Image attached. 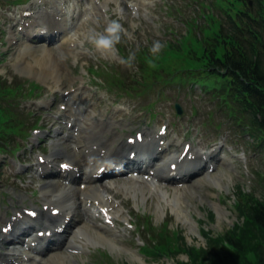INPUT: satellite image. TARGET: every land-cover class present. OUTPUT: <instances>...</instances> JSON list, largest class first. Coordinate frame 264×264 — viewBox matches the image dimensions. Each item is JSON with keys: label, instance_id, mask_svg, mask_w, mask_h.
<instances>
[{"label": "rangeland", "instance_id": "374dc122", "mask_svg": "<svg viewBox=\"0 0 264 264\" xmlns=\"http://www.w3.org/2000/svg\"><path fill=\"white\" fill-rule=\"evenodd\" d=\"M10 1L16 0H0V17L1 10H7V7L14 8ZM19 0L16 3H20ZM151 4L147 7L149 10L148 17H132L129 11L124 10L123 3L120 2L121 12L116 11V6L110 4L108 2V10L110 14L111 22H116L119 25V48L113 47V45L107 50H96L92 46V39L94 37L95 40H99L107 37L106 28L102 21V19L98 16H94L91 20L87 21L85 24L81 25L77 28V40L84 41V45L82 46V52L86 55L83 57V61H88L87 66H92L95 69L100 70V67L110 70L111 72L118 75V77L122 78L123 75L129 73H133L136 67L135 54L138 52V48L145 45L157 44L159 45L167 38H169L166 25L170 28L175 29L176 34L183 33L184 27L180 24L179 20H176L177 13H182V18L189 15L196 14L194 11V5L192 1H188L184 6L173 5L169 11L172 13V16H167V5H170L171 0H150ZM9 3V4H8ZM113 39V38H112ZM115 42V40H114ZM121 47V48H120ZM64 49L62 52L51 50L52 59H47L46 56L40 53L38 50H34L29 53H25L24 59L19 62L24 67L23 71H17L15 75L16 78L21 81L23 84L22 88L27 89L29 91V84L31 82L34 83H48V89H41L35 87L33 94L35 95H43L48 93L51 90V87L54 88V83L52 80L46 75H41V77H37L39 73H42L44 69H48L53 67V65H59L58 71L59 75V85L66 87V89L75 84V81H72L74 77L79 76L81 73L80 65H76L75 62L79 58V54L75 55V58H72L71 55L67 52V44L62 46ZM59 54V56H58ZM15 54L12 51H9L6 57V64H4L0 68V73H5L7 76H14V72L12 73V69L10 64L7 63L9 61L14 62L13 59H9ZM58 58L60 60L58 61ZM171 59V58H170ZM51 60V61H50ZM60 63V64H59ZM75 65V66H74ZM79 67V68H78ZM28 71H30L28 73ZM90 77V76H89ZM28 86V87H27ZM39 86V85H38ZM162 92L165 97V100L156 103V106L151 110H142L141 114H137V118L141 121L150 122L147 123L148 126L154 127L161 121H167L171 126V132H175L180 138H192L195 142L202 143L203 145H207L210 142L209 132L206 129L199 127V123L207 119V112L211 111L212 108L208 106V102L206 101V109L204 102L202 100L196 99L195 108L196 113L193 114V104L192 102L185 101L183 98L182 91L178 86H156L148 93L149 98H156L159 92ZM179 99L181 103V107L183 110L182 115L176 116L173 109H168L169 105L172 104L173 101ZM26 100V99H24ZM23 100V102H24ZM27 101H25L26 103ZM135 108L130 104L128 108H131L129 111V116L133 117L138 110L137 104H135ZM127 109V107H125ZM210 108V109H209ZM209 109V110H208ZM154 115V116H150ZM214 124L213 126H217L219 123L217 120V116L213 115ZM188 126L194 127L198 129L199 132L193 133L188 129ZM211 126H208L211 131ZM204 132V133H203ZM187 136H186V135ZM39 150H34L33 152H37ZM256 156V160H257ZM6 159L3 169V178L0 180V213L2 214L8 205V201L15 200L16 197L20 198L21 194L23 195L24 191L19 188H26L30 190H35L37 188V180L34 177H28L22 172H16L18 165L20 162L27 163V161H31L27 159L23 161L22 158L16 157L13 159ZM17 177V178H16ZM244 180H247L244 177ZM123 182H126L123 181ZM237 182V181H234ZM233 182V183H234ZM250 182V184H249ZM209 182L206 181V186H194L192 182L187 184V188L184 191L182 198L179 199L178 206H180L183 210L187 211L191 217L195 220L196 227H192V231L188 230L186 224H184L181 220H179L176 216V213L172 208L166 210L163 208V213H166L167 230H179V234L183 235L184 239L190 244L195 246L204 245L205 242L203 238L199 235V229L205 228L208 230H212L213 234L217 232L223 233L233 226L235 221L234 215H229L226 209H229V201L225 198L228 196L230 190H223L220 192V202L212 203L211 196L212 189L214 188L210 183V188H208ZM254 183L253 177L246 183L245 188H248ZM172 188V187H170ZM216 190V188H214ZM7 192V195H6ZM36 197H40L39 193H36ZM27 199H30V195L28 193ZM26 199V200H27ZM117 199L119 202H122V206L127 204V206H123L124 212L128 213L131 217L135 216L134 210L131 209L133 204L131 203L132 199L129 196H123V194L118 195ZM154 199H150L148 202H152ZM84 203L82 204V206ZM215 205H219L222 209L224 208V212L222 215L216 213ZM146 211V207L144 208ZM150 211H154L153 207L147 208ZM227 212V213H225ZM0 214V215H1ZM173 214V215H172ZM212 214V220H206L207 216ZM136 224L141 225V220L138 219ZM155 220L157 221L156 217ZM117 241H112L115 246L113 249L109 250L106 246H98L91 248L88 247L89 252L82 253V255H76L70 262L67 264H175L178 261L186 260L184 255H179L173 260L172 258H164L157 261H152L150 258H141L143 261L139 262L132 257L131 250H135L138 244V237L134 235L133 232L122 230L118 232V236H116Z\"/></svg>", "mask_w": 264, "mask_h": 264}, {"label": "trees", "instance_id": "16d2710c", "mask_svg": "<svg viewBox=\"0 0 264 264\" xmlns=\"http://www.w3.org/2000/svg\"><path fill=\"white\" fill-rule=\"evenodd\" d=\"M224 6L223 22L215 20L203 38L195 39L191 49L177 50L179 47L176 45L171 48L188 65V69L184 68L177 76L184 80L201 81L206 80L203 78L209 74L214 80L212 86L215 93L219 94L226 107L230 106L236 94L235 100L242 102L240 107L243 110L239 108L241 112H238V107L229 110L233 116L236 113L243 116L246 124L261 134L264 143V98L261 101V97H258L259 114L256 109L250 108L251 99L248 95L237 91L255 93L257 96L264 88V56L258 51L259 44L264 42V0H253L251 9L246 0H227ZM220 52L222 58H217ZM213 61L214 68L219 69L221 66L223 69L206 70ZM250 74L255 75L258 86L246 83ZM242 84L249 86L251 91L239 88ZM256 115H260V118L255 119ZM8 119L7 112L0 107V138L3 136L2 131L12 130ZM240 197L244 196L240 193ZM239 207L245 208V213L241 211L245 215L242 228L236 226L238 230L231 229L217 238L206 234L207 247L196 250L188 248V261L178 264H251L250 254H253L255 264H264V199L258 202L247 197L246 203Z\"/></svg>", "mask_w": 264, "mask_h": 264}, {"label": "bare ground", "instance_id": "6f19581e", "mask_svg": "<svg viewBox=\"0 0 264 264\" xmlns=\"http://www.w3.org/2000/svg\"><path fill=\"white\" fill-rule=\"evenodd\" d=\"M112 1L118 4V0H112ZM42 53L44 54V56H48L51 54V51L42 46ZM42 74L46 75L49 78L57 77V73L53 71L51 68L44 69L42 71ZM53 149L55 153L59 152L61 154L69 156V159L73 160L74 162H79L81 160L82 153L79 151V148H78V151H76L74 147L72 149H69V146L67 144H60V143L55 142L53 144ZM75 165H77V163H75ZM66 180L68 181V178H66ZM122 185L124 186L123 188H121L123 190V194H129L130 192L137 194L139 192V188L135 184H122ZM99 189H100L99 185H92V183L91 184L87 183V185L82 189L79 188L78 186H72L71 188L70 187L65 188V187L60 186L58 182L54 181V179H50L49 183L46 184V186H44L41 189L40 193H41L42 198H46L50 200L52 204H55L57 206L54 208H58L62 211H68L70 214L71 213L74 214V208L82 209L80 206L81 205L80 203H75L79 198L85 200L86 198L93 197L95 198V200L93 201H98V204H101L102 201L105 202L107 200L104 197V193H106V191L100 192ZM159 201L164 202L167 205L172 204L170 202V197H167V200H162V201L159 200ZM115 211L119 213L118 209H115ZM217 213L220 215L222 214L220 210H217ZM77 215L81 216V213H78ZM52 218L53 217H51L49 213L46 214L45 219L47 220L48 225L45 226V231L46 230L50 231L53 229L54 225L51 222ZM188 226H189L188 227L189 231H192V223L191 224L189 223ZM76 230H77L76 234L82 235V239L78 240L75 235L74 237L67 240L69 244L77 243L80 246L86 247L88 244H92V243L93 244L94 243H99V244L108 243L104 235H102L100 232L93 231L86 224H79L76 227ZM28 253H31V252L29 251ZM21 254L23 256L27 255V253L25 252H21ZM63 257H64L63 255L55 253V254H50L49 256H47L46 259L48 262L55 261L56 262L55 264H60L63 261L62 259ZM40 261L42 262L44 261L43 263L46 262L43 258L40 259Z\"/></svg>", "mask_w": 264, "mask_h": 264}, {"label": "clouds", "instance_id": "9594fccd", "mask_svg": "<svg viewBox=\"0 0 264 264\" xmlns=\"http://www.w3.org/2000/svg\"><path fill=\"white\" fill-rule=\"evenodd\" d=\"M119 30V25L116 22H113L107 29V37L99 39L96 41V47L99 49H109L113 43L114 40L112 39L113 37L116 36L117 32ZM160 47L159 43H157L154 48L153 51L157 50Z\"/></svg>", "mask_w": 264, "mask_h": 264}]
</instances>
